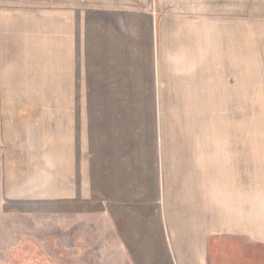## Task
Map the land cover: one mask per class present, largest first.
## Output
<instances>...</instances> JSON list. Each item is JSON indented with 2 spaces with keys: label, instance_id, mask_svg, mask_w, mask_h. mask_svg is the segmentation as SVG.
<instances>
[{
  "label": "rangeland",
  "instance_id": "1",
  "mask_svg": "<svg viewBox=\"0 0 264 264\" xmlns=\"http://www.w3.org/2000/svg\"><path fill=\"white\" fill-rule=\"evenodd\" d=\"M198 31L220 40L205 65L222 93L211 112L187 106L188 67L170 57ZM86 132L95 184L102 168L135 169L142 204L156 192L161 214L164 181L199 169L207 202L253 242L248 264H264V0H0V162L20 144L13 157L52 186L55 145L74 135L85 150ZM2 210L0 263L127 264L101 212L76 257L51 217L25 216V256H12L20 241Z\"/></svg>",
  "mask_w": 264,
  "mask_h": 264
},
{
  "label": "crops",
  "instance_id": "2",
  "mask_svg": "<svg viewBox=\"0 0 264 264\" xmlns=\"http://www.w3.org/2000/svg\"><path fill=\"white\" fill-rule=\"evenodd\" d=\"M200 32L193 33L190 36L193 40L176 48L175 55L170 57L178 59L182 55L183 63L188 67V73L182 79L186 103L190 104L187 106L211 112L221 106L222 93L217 85H213L214 78L212 73L208 74L205 65L215 64L216 55L220 57L221 50L216 51L215 47L220 40L210 36L211 44L206 45L203 41L207 34L198 36ZM234 35L231 30L230 36ZM237 40L234 38L233 43ZM75 138L68 136L64 144L54 147L52 186L51 183L44 185L45 179L40 181L45 174L36 175L25 170V158L13 157L25 152L20 144H13L6 160L0 162V218L3 209L7 220L17 228L16 239L20 241L18 246L4 251L13 254L21 250V244L25 242V216L43 215L52 218L54 239L60 248L63 245L71 256L76 257L79 233L84 231V226L93 224L96 212H101L105 231L113 234L111 240L117 255L124 257L127 264H248L249 257L253 256V242L239 244L243 240L239 237L245 233L239 232L237 219L232 225L228 214L224 218L212 201L207 202L205 190H199L207 186L199 169L192 172L177 170L179 174H176L186 173L187 178L198 177L199 180L189 178L178 182L175 175H170L164 181L161 214L156 192L147 204H142L140 173L136 175L135 169L102 168L95 184L90 147L88 154V134L86 132L85 150L74 143ZM59 257H65V254L61 251Z\"/></svg>",
  "mask_w": 264,
  "mask_h": 264
},
{
  "label": "flooded vegetation",
  "instance_id": "3",
  "mask_svg": "<svg viewBox=\"0 0 264 264\" xmlns=\"http://www.w3.org/2000/svg\"><path fill=\"white\" fill-rule=\"evenodd\" d=\"M24 251H25V248L22 249V253H21V251L18 252V253H20V254H18V256H19L20 258H21V256H25V252H24ZM13 256H15V255H13ZM14 260H15V261H13V263H9V264H20V263H19V259H14ZM24 260H25V259H22L21 261L24 262ZM24 263H25V262H24Z\"/></svg>",
  "mask_w": 264,
  "mask_h": 264
}]
</instances>
